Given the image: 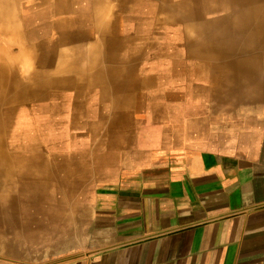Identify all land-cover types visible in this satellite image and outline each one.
<instances>
[{"label": "bare ground", "instance_id": "1", "mask_svg": "<svg viewBox=\"0 0 264 264\" xmlns=\"http://www.w3.org/2000/svg\"><path fill=\"white\" fill-rule=\"evenodd\" d=\"M258 3L0 0V221L50 248L85 189L194 147Z\"/></svg>", "mask_w": 264, "mask_h": 264}, {"label": "crops", "instance_id": "2", "mask_svg": "<svg viewBox=\"0 0 264 264\" xmlns=\"http://www.w3.org/2000/svg\"><path fill=\"white\" fill-rule=\"evenodd\" d=\"M252 14L229 86L185 118L196 145L123 168L86 204L84 252L48 264H264V0ZM0 223V264H29L26 237Z\"/></svg>", "mask_w": 264, "mask_h": 264}, {"label": "rangeland", "instance_id": "3", "mask_svg": "<svg viewBox=\"0 0 264 264\" xmlns=\"http://www.w3.org/2000/svg\"><path fill=\"white\" fill-rule=\"evenodd\" d=\"M219 73H224L223 69H218ZM220 77V75H219ZM196 144H194L195 146ZM169 145L164 146H158L155 149H153L150 153L145 155V159L139 163L138 165H131V167L140 166L143 164L150 155L153 154H165L166 147ZM171 146V145H170ZM172 147V146H171ZM173 148V147H172ZM174 153L180 152V149L175 150L173 148L172 150ZM127 166L120 167L113 175V178L118 176L123 168ZM130 167V166H129ZM108 184L107 182H104L101 186H93L88 187V189L84 190V201L79 203L74 209V213L72 214V217H70V220L68 221V226L66 229H64L62 232L58 233L57 238L53 241L50 248H43L39 249L42 252H38L39 250H34L32 248H29L28 246L31 244V242H36L33 240H26L21 241L23 242V245L28 247L29 249H32L35 251V253H31L28 255L29 257V264H48L58 261H64L68 260L80 253L84 252L85 247V232H86V226H87V220L90 216V207L86 206L87 202L91 198V196L100 191L102 188L106 187ZM20 225V224H17ZM21 226V225H20ZM18 226H13L12 231L13 234L16 236L24 235L25 229H20ZM17 228V229H16ZM25 237V235H24ZM53 245V246H52ZM38 252V253H36Z\"/></svg>", "mask_w": 264, "mask_h": 264}]
</instances>
